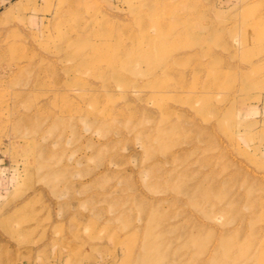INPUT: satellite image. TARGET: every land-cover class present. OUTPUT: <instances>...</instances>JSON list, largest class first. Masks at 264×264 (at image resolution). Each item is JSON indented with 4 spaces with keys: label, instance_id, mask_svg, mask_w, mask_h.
I'll list each match as a JSON object with an SVG mask.
<instances>
[{
    "label": "rangeland",
    "instance_id": "374dc122",
    "mask_svg": "<svg viewBox=\"0 0 264 264\" xmlns=\"http://www.w3.org/2000/svg\"><path fill=\"white\" fill-rule=\"evenodd\" d=\"M0 1V264H264V0ZM177 28L167 46L174 75L157 80L170 89L160 96L141 75L158 60L125 54ZM92 49L116 67L75 61ZM185 117L206 135L203 152L182 159L186 169L240 204L228 213L189 204L212 224L195 242L176 200L187 182L148 172L167 157L156 126L178 123L182 134L168 139L177 141L191 135ZM149 127L151 155L141 134ZM180 150L193 148L172 146ZM151 210L166 232L147 220ZM227 232L234 238L222 243Z\"/></svg>",
    "mask_w": 264,
    "mask_h": 264
},
{
    "label": "bare ground",
    "instance_id": "6f19581e",
    "mask_svg": "<svg viewBox=\"0 0 264 264\" xmlns=\"http://www.w3.org/2000/svg\"><path fill=\"white\" fill-rule=\"evenodd\" d=\"M155 1H158V0H155ZM157 3H159V1ZM157 3H155V4L158 5ZM174 19H176V18H174ZM183 19L184 18H182V20ZM183 22H185V21H183ZM174 23L176 25H178V23H180V19L177 18V20L174 21ZM156 25L158 27L162 26L163 25L162 24V20H160L159 18H156ZM180 29L177 28V29H174V30H170L169 32L167 31L168 33L166 32L167 33L166 35L168 36V39L167 38L164 39V40L162 39V41L160 39V41L158 40L159 42L157 40H155V39H152V38H149V37L147 38L145 36V38L147 39L146 40L147 44H148L145 48L140 49L136 53L128 52V53L125 54L127 57L131 58L132 61L134 60L135 56H140L141 59L144 58L146 63L151 62L150 59L158 60L159 64H158L157 69H154V71H150V70L141 71V75H149V76L152 77V83H154V84L150 83L149 87H151V85H152V87L157 88L158 89V94L160 93L159 94L160 96H164L167 93V91L170 90V89L167 90V88H168L167 86L158 85V84H156V82L162 76L167 77V76H171V74L174 75V73H173L174 72V65H175L177 59H175V57L171 55L172 53L167 51V49H168L167 46H169L171 44V42H169L170 39H175V38H177V35H181V33H182L181 31L182 30H180ZM185 29H184V33L187 32V31H185ZM144 35H146V34H144ZM178 38H179V36H178ZM249 41H250L249 39H246V42H249ZM175 42H177V41H175ZM178 42H180V41H178ZM157 45H160L162 47L164 45L165 49L161 53H158V52H156V46ZM122 58H124V56L121 55L119 59H122ZM74 59H75V61L79 60L82 63L85 62L86 65H88L90 67L94 66L95 63H97V64L105 63L107 66H110L111 68L114 67V66L116 67V64H117V58L115 59L114 57H111V58L101 57V56L98 55V50H96V49H92L88 53L80 52V53H78L76 55V57ZM196 65H197L199 70L205 69L204 68L205 66L206 67L209 66L208 64H205L202 61L197 62ZM94 73L97 74L96 72H94ZM191 74H192L191 76H195L197 74V72H193V70H192ZM184 75H185V73H181V72L178 74V77H176V75H175V77L178 80V83H180L181 86L185 85V76ZM116 78H118V77H116ZM118 81L121 82L120 83L121 85L128 84V82H129L128 80L122 79L120 77L118 78ZM83 94L88 95L90 97H94L95 96L94 93L91 92L90 89H86ZM126 94L127 93L125 92L122 95L126 96ZM156 94H157V92H155L154 98L158 97V95H156ZM201 102H203V103L205 102L204 98H201ZM163 106L164 105H162V104H158V108H160V109H162ZM184 121H185L184 125L190 124L193 127L192 129H190L188 127H187V129H185V130L189 131L188 133H190L191 135H189L188 137H185L183 139H179L177 141L171 140L169 142L168 139L170 137H171V139L174 138V134L175 135L176 134H182L181 128L179 127L178 123L171 122V123H166V125L164 124L162 126H158V125L156 126L157 128H155V134L158 135L157 136L158 144L156 146H161V148L166 151V152H164V151L163 152L167 153V157H166V159L164 158L165 162L157 161L155 164H152V166H150V167L146 166V167H149L148 168L149 169L148 172L149 171L152 172V175H154L157 179H159L161 181L163 179L164 181H166L165 183H167V184L168 183L169 184L173 183V182H171L170 178H172V179H180V180L184 181L183 184L185 182H187L183 187H181L182 194L185 196V198L184 199H176V200L181 202V204H182V206L184 208V212L188 215V218L186 216L187 220H185V221H188V223L191 224V228H192V230L188 229V231H185L186 233H185L184 237L187 238L188 242H190L192 240H194V242H195V241L199 240L197 238L200 237L199 233L201 232V230L202 229H207V227H211L212 224L211 223L210 224H205L200 219V217L196 215L195 211H193L192 209L189 208V206H190L189 204H191V205H193L195 207H198V208L202 207V206H210L212 208L219 209L220 213H224L228 209L229 210H233L234 208H236V210L237 209L240 210V204H239V202H238V200L236 198L231 199V200H227V198H226L227 201H225V199L222 198V196L218 197L216 192H221V191H217L216 187H209L210 185H208L206 187V181L208 179V175L205 172H202V176L201 177L196 178V177L191 176L192 174L188 171V169H186L189 166V163L191 164V162L190 161L187 162V160L184 161L182 159L184 157L187 158L191 153L203 152L204 149L201 148V145L206 140V135H205V133L203 131L204 127H202L199 123H196L194 118L185 117ZM150 131H151V128L149 127V128L144 129L143 133H141V134L144 137L143 138V143H144L145 149L151 155L152 152L150 151V149H151V147H153V146H151V143L154 144L156 142H155L154 138L152 139L153 134H151V133H153V132H150ZM193 132H194V135H192ZM155 134H154V136H155ZM151 139L154 140L153 141L154 143L152 142ZM181 143L191 144V147L193 148V150L191 152L185 151L186 153L183 152V150H180L178 152L180 155L175 154L172 151V146L173 145H177V144H181ZM146 155H147V153H146ZM148 158H151V157H149L147 155L146 159H148ZM151 159H154V158L152 157ZM151 159H149L148 161L151 162ZM177 162H179V164ZM164 163L165 164H170V165L174 166V168H172L170 166L168 169H165L164 168ZM178 166H180V168L183 167V169H181V171H180ZM168 178L170 179L169 181H167ZM189 181H190V183H189ZM155 182H158V180H156ZM155 182L153 183L154 185L156 184ZM165 183L161 184L162 186H160L158 184V186L163 188V186H165ZM169 186H170V188L172 187L171 185H169ZM161 190L163 191V189H161ZM168 190H173V189H169V187H168ZM163 199H164L163 201L166 202L167 199L165 197ZM152 202L150 201L148 203L151 207H152V204H153ZM169 204L171 206L170 207V209H171L173 207L172 206L173 203L172 204L169 203ZM178 204H180V203H178ZM178 209L182 210L181 207L178 208ZM179 210H178V212H179ZM165 211L166 210L161 211V212H165ZM168 211H171V210H168ZM148 212H149V214H147V220L151 221V220L154 219L156 225L162 231V233L166 232L165 230H166V227H167L168 224L167 223L163 224L162 220H164V219L160 218V217H163V215H161L160 217H158L156 215V217H154L153 214H157L156 210H154V211L151 210V211H148ZM248 212L250 213L249 217H251V216H253L255 211L253 210V207H250ZM174 213H177V212L174 211ZM226 213H228V212L226 211ZM166 214H171V212H167ZM244 214H245V212L242 213V215L239 218V220L236 218L237 221H239L238 223H239L240 226L244 222V220H243V218H244L243 215ZM215 218L218 219L219 216L216 217V215H215ZM173 219H175V218H173ZM212 219L213 218H211L210 220H212ZM167 221H169V220L167 219ZM174 224L176 225V223H174ZM181 224H183V222ZM189 224H188V226H190ZM215 226L216 225H213V227H215ZM178 227L180 228L181 226H178ZM21 229H22V232L25 231L23 228H20V229L16 230V232L22 233V232H20ZM183 231H184V229H183ZM14 232L15 231H13V233ZM233 238L234 237H232L230 232L229 233L227 232L225 234H222V235L218 236V240H220L222 243H224V241L226 239H233ZM155 248L161 249L162 245L161 244H155V245H153V249H155Z\"/></svg>",
    "mask_w": 264,
    "mask_h": 264
},
{
    "label": "crops",
    "instance_id": "0c3cea01",
    "mask_svg": "<svg viewBox=\"0 0 264 264\" xmlns=\"http://www.w3.org/2000/svg\"><path fill=\"white\" fill-rule=\"evenodd\" d=\"M0 3H1V5H2V2L0 1ZM1 5H0V7H1Z\"/></svg>",
    "mask_w": 264,
    "mask_h": 264
}]
</instances>
